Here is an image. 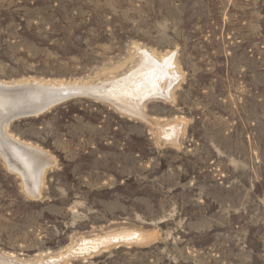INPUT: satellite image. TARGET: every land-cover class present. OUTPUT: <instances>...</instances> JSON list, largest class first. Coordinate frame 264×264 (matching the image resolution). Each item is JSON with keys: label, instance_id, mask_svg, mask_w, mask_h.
I'll return each instance as SVG.
<instances>
[{"label": "rangeland", "instance_id": "1", "mask_svg": "<svg viewBox=\"0 0 264 264\" xmlns=\"http://www.w3.org/2000/svg\"><path fill=\"white\" fill-rule=\"evenodd\" d=\"M140 51L178 76L142 115L84 95L9 123L52 164L34 196L0 152L1 256L264 264V0H0L2 83L94 85Z\"/></svg>", "mask_w": 264, "mask_h": 264}, {"label": "bare ground", "instance_id": "2", "mask_svg": "<svg viewBox=\"0 0 264 264\" xmlns=\"http://www.w3.org/2000/svg\"><path fill=\"white\" fill-rule=\"evenodd\" d=\"M140 52V63L128 74L120 78L106 79L95 85L83 84V86L96 94H103L109 97L119 108L123 109V111L142 115L141 105H143V100L148 97L168 96L170 88L174 81L177 80L178 76L174 70V62L171 57L158 59L155 55L146 51ZM33 81L36 82L20 86L17 85L22 82L15 84L0 82V152L8 159V163L12 169L25 176V190L36 196V193L40 191L45 170L52 164V159L49 153L47 155L44 151L40 150L41 148L38 149L32 145H28V143L20 142L21 140L13 139L7 130L10 122L8 118L13 108H23V106L41 104L49 101L60 96L64 92L73 91L70 89H75L78 83H71L73 86L68 84L73 87L70 88L66 83L62 82L45 83L39 82L36 79ZM165 130H162L163 135L166 134ZM172 133L173 137L175 128H172ZM125 233L128 234V232ZM129 233H131V231ZM117 236L119 235L83 240V242H81L84 243V245L78 250H75L74 253L84 254L86 250L96 251L100 249L102 245L117 240ZM146 239L147 241L150 240L145 233H140L135 240L145 242ZM63 256H59V258L55 256V259H50L41 264H58L64 259ZM0 264L20 263L4 258L0 259Z\"/></svg>", "mask_w": 264, "mask_h": 264}, {"label": "water", "instance_id": "3", "mask_svg": "<svg viewBox=\"0 0 264 264\" xmlns=\"http://www.w3.org/2000/svg\"><path fill=\"white\" fill-rule=\"evenodd\" d=\"M36 81L30 80L27 82H23V83H19V85H26V84H33ZM39 84V83H37ZM68 87L73 88L71 86H69L68 84L72 85L71 83H66ZM52 85V84H51ZM89 85V84H88ZM95 85V84H94ZM80 88V89H77ZM83 88V89H81ZM73 90L71 92H64L62 93L60 96L51 99L49 101L43 102L41 104H35V105H29V106H23V108H18L15 107L12 109V112L9 116V121L12 122L14 120H17L19 118H24V117H30V116H34V115H38L40 113H43L44 111L50 109L52 106L58 104V103H62L64 101H67L73 97H77V96H91L97 99H101L104 101H109L115 105H117L116 103L113 102V100H111L109 97L103 95V94H96L95 92L88 90L87 87H84L83 84H77L75 89H70ZM9 122V123H10ZM39 191L36 193V196H38ZM35 196V195H34ZM114 244V243H113ZM112 244V245H113ZM70 255L74 256V255H85V254H81V253H69ZM87 254H91V253H87ZM5 257L0 255V259H4ZM9 260V259H8Z\"/></svg>", "mask_w": 264, "mask_h": 264}]
</instances>
